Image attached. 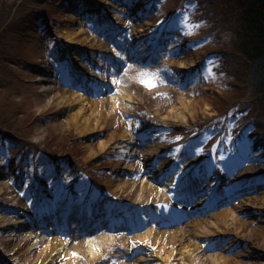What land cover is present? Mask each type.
Wrapping results in <instances>:
<instances>
[{"label":"rangeland","instance_id":"obj_1","mask_svg":"<svg viewBox=\"0 0 264 264\" xmlns=\"http://www.w3.org/2000/svg\"><path fill=\"white\" fill-rule=\"evenodd\" d=\"M193 1L0 0V115L16 136L0 147V264H57L63 254L38 262L30 258L36 245L28 250L15 246L16 241L24 240L19 230L27 228L44 237L76 241L99 230L91 227V218L96 216L109 220L112 228L111 236L97 247L100 257L91 258L85 252L81 255L78 250L74 253L83 264H125L138 253L131 249L129 240L134 231L179 226L197 195L195 191L186 195L191 191L188 186L200 188L210 181L221 196L213 211L232 204L245 225L236 242L235 236L224 243L220 237H204L201 247L213 251L232 242L226 254L235 264H264V199H260L264 195L263 151L255 147L244 161L228 163L232 160L236 119L250 118L245 112L242 117H232L234 109L241 114L237 107L243 103H225L223 99L232 92L233 81L238 83L230 75L232 68L241 64L235 61V54H230L236 52L231 43L238 32L236 11L230 9V0ZM67 13L80 17L79 24L95 37L93 42L78 44L64 34V26L74 23ZM131 27L142 38L137 50L143 46L150 56L139 64L131 54L121 59L122 70L132 68L116 73V83L132 93L134 101L107 116V129L113 130L114 140L123 130H130L133 140L106 144L84 158L85 149L96 150L97 139L108 136L107 129L77 132L65 119L80 106L78 103L37 106L36 98L48 92L38 87L36 76H50L55 91L64 88L90 99L115 91L103 93L101 71L106 68L98 62L112 63L106 60L110 46L122 52L119 44L130 39L127 30ZM214 27L217 40L201 42L200 38ZM116 35L123 37L118 40ZM219 49L226 50L225 64L213 55ZM149 75L155 76L153 87L141 82ZM250 100L245 96V102ZM173 106L182 110L188 124L172 118ZM168 115L171 118H163ZM4 128L0 124V131ZM150 142L159 146L157 159L168 158L171 168L167 172L185 168L169 201L157 196L138 203L134 201L138 170L122 169L118 162L129 157L143 161L140 148ZM222 157L231 159L225 162ZM187 160L190 163L184 165ZM153 163L156 165V160ZM200 163L203 166H197ZM137 166L140 170L153 168ZM122 177L134 180L132 188L123 185L113 193L105 185L108 179L115 182ZM245 194L258 198L256 208L240 200ZM245 207L253 212L243 210ZM20 216L24 223L14 222ZM140 216L145 220L139 229L132 223ZM125 221L128 228L118 231L114 224ZM150 263L163 264L155 257ZM167 263L178 261L173 258Z\"/></svg>","mask_w":264,"mask_h":264},{"label":"bare ground","instance_id":"obj_2","mask_svg":"<svg viewBox=\"0 0 264 264\" xmlns=\"http://www.w3.org/2000/svg\"><path fill=\"white\" fill-rule=\"evenodd\" d=\"M134 9L135 8H133V10ZM67 15L70 21L74 22L72 25L64 26V34L69 37V39L71 38L73 42L78 44H89L95 40V37L85 33V27L79 24L80 17L77 15L75 16L72 13H67ZM128 32L131 36L130 39L122 41V43L119 44L122 52H117L113 47V44L109 48L108 57L112 62V65L109 63L106 64V61L104 60L98 62L100 64L99 66L106 68L105 72L101 71V79H103L101 89L104 91L103 93L113 88L115 91L107 92L105 95L102 94L96 99H90L81 94V92L67 91L64 88L60 91H55L54 89H51L52 86L50 81L52 78L50 76L38 75L36 76L39 81L38 87L46 90L48 93L45 96L40 97L42 99L39 97L36 98V103L38 104L37 106L41 104L45 105L47 103H52L58 106H63L66 103H78L80 106L71 110L69 112V117L65 119L66 122L70 121L73 123L77 132L81 133L95 128L107 129V116L114 114L118 107L124 108L128 103L134 101L133 94L129 91L122 90V86H119L116 83V73L125 71V69L128 71L132 68L126 67L122 70L121 59L131 54V58L136 59L139 64L150 56V52L147 53L145 51L146 48L143 46L139 47L137 50L136 47L140 46L138 42L142 38L136 36L135 32L137 31H135V28H129V30H127V33ZM122 34L124 33H121V35ZM115 37L118 40H121L123 36L116 35ZM159 57H161L160 59L158 58L160 61L164 59L162 53ZM186 59L188 60V58ZM189 59H191V54H189ZM176 62L178 63L179 61L177 60ZM77 65L82 68V62L78 61ZM106 76L107 78H105ZM181 107L184 108L185 106L182 104ZM171 111L174 112V114L170 113L172 118L179 121L181 124H188L187 117L181 113V109H178L177 106H173ZM163 118L171 117L168 115ZM107 132L108 136L106 138L97 139L96 150L90 147L85 149L84 158L101 151L102 148L106 147V144L116 145L122 139L126 141L133 140L130 130H123L120 132L119 139L117 140L113 139V130L107 129ZM140 149L144 156L142 159L143 161L138 162V160H134V158L132 159L129 157V159L120 160L118 162L119 167L122 169H129L132 167L135 171L138 170L137 176L134 179L136 184L134 189V201L138 203H147L150 200L155 199L157 196H161L160 198L162 200L169 201L173 193L179 187V174L182 173L185 167L182 166V168L177 172H173L170 176L165 177L167 176V170L171 168V164L168 162L167 157L157 159L159 146L150 142ZM155 160L157 162L156 165H154V163L152 164ZM137 163H140L143 166L148 165L149 167H151L150 165H153V168L146 170L142 167L143 170H140ZM188 163L190 162L187 160L184 165ZM134 180L122 177L118 178L117 181L112 182L111 179H108L106 180L105 185L111 192L116 193L118 188H121L123 185H125L128 189L132 188ZM211 183L212 181L207 182L206 185L200 188L197 186L195 188L194 186L195 189L191 188L193 184L188 186L187 190L191 191L189 193L185 192V194L189 195L195 191L197 195L189 204L190 213L186 214L184 220L179 222V226H170L167 228L159 226L146 227L143 230L134 231L129 236V240L131 241V249L138 250V253L134 258L130 259L131 261L124 263L151 264L150 262H152L155 257V259L161 260L163 264H168L167 261L172 260L173 258L177 259L178 264H235L234 261L230 260L231 257L226 254V249H228V247L231 248L230 246L233 245L232 242L225 245V247L221 249H215L213 251H205V249L201 247L204 237H220L219 241L224 243L225 241L232 239V236H235L236 240H234L236 242L239 238L237 233L240 232L241 227H244L245 225V222L238 218V215L235 213L236 208L232 204L231 206H225L224 208L216 211H213V209L208 210L215 207L221 198L215 187H213L214 183ZM261 198L264 199V195L260 197V199ZM257 199L258 198H253L249 194H245L243 197H240L241 201L253 208H256L257 206L255 203V200ZM247 208L248 207H245L243 210ZM248 212L250 213L253 211L248 210ZM195 213H197L196 216H194ZM256 215L257 214L253 216L254 221L257 219ZM136 220L137 223L132 224H135V227L139 228L145 218L140 216ZM14 222H23V219L20 216V219H15ZM127 224L128 222L125 221L114 225L119 231L120 229L128 228ZM91 225V227H97L99 230L97 232H92V235L87 233V235H89L88 237L76 241L60 239L55 237V235L51 237H44L38 231L22 228L19 230V233L24 240L22 242L16 241L14 245L19 247L21 246L24 250H28L31 246L36 245L37 248L33 251L32 256L30 255V258L38 262H43L51 257H56L58 254H63V259L57 264H83L84 262L82 258L79 257L78 254L74 253V251H81V255L85 252V254L89 255L91 258H99L100 256L97 249L98 245L103 244L112 234V232H110L112 230L110 221H103L100 216H96L93 219L91 218ZM118 237L122 238L123 235L120 234ZM27 258H29V254ZM237 264L244 263L240 262Z\"/></svg>","mask_w":264,"mask_h":264},{"label":"trees","instance_id":"obj_3","mask_svg":"<svg viewBox=\"0 0 264 264\" xmlns=\"http://www.w3.org/2000/svg\"><path fill=\"white\" fill-rule=\"evenodd\" d=\"M229 5L231 10L235 8L237 15V29L235 30L238 31L231 40L236 52L230 54L231 57L235 54V61L241 64L232 68V73L230 72L232 78L238 81V83L233 81L235 86H230L233 94L231 92L228 97L223 96V99L225 103H243V107H237L241 114L235 112L234 109L232 117L236 115L242 117L243 112L250 117L247 118L248 120L236 119L237 124L234 126L232 150L230 151L232 160L221 158L225 162L230 160L228 163L233 165L237 161H244V158L249 156L255 147L257 151L262 150L264 155V0H230ZM202 6H205L204 2ZM185 10L187 11V8ZM215 28L208 30L200 41L207 42L214 38L217 40L218 32ZM219 41L223 40L219 39ZM214 52L213 55L219 62L225 61L226 50L219 49ZM245 96L252 100L245 102ZM242 97L243 100H241ZM261 114L263 118L260 117ZM0 124L5 127L3 131H0V147H5L7 139L16 136L7 128V122L2 120L1 115ZM224 146L226 147V144ZM226 168L229 169V166L227 165Z\"/></svg>","mask_w":264,"mask_h":264},{"label":"snow or ice","instance_id":"obj_4","mask_svg":"<svg viewBox=\"0 0 264 264\" xmlns=\"http://www.w3.org/2000/svg\"><path fill=\"white\" fill-rule=\"evenodd\" d=\"M154 80H155V76L149 75L148 78L143 79L141 82L146 84V86H148V87H153L154 86Z\"/></svg>","mask_w":264,"mask_h":264}]
</instances>
